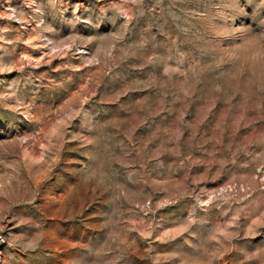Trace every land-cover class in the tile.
Here are the masks:
<instances>
[{"label":"rangeland","instance_id":"374dc122","mask_svg":"<svg viewBox=\"0 0 264 264\" xmlns=\"http://www.w3.org/2000/svg\"><path fill=\"white\" fill-rule=\"evenodd\" d=\"M0 264H264V0H0Z\"/></svg>","mask_w":264,"mask_h":264},{"label":"built area","instance_id":"2783aa9c","mask_svg":"<svg viewBox=\"0 0 264 264\" xmlns=\"http://www.w3.org/2000/svg\"><path fill=\"white\" fill-rule=\"evenodd\" d=\"M6 242H7V235L2 229H0V257L2 254L3 246L6 244Z\"/></svg>","mask_w":264,"mask_h":264}]
</instances>
